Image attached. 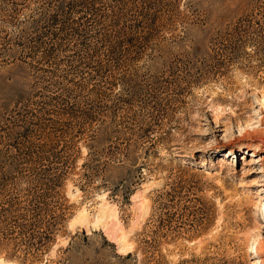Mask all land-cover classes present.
<instances>
[{"label": "rangeland", "instance_id": "obj_1", "mask_svg": "<svg viewBox=\"0 0 264 264\" xmlns=\"http://www.w3.org/2000/svg\"><path fill=\"white\" fill-rule=\"evenodd\" d=\"M86 1L0 0V264H264V0Z\"/></svg>", "mask_w": 264, "mask_h": 264}, {"label": "trees", "instance_id": "obj_2", "mask_svg": "<svg viewBox=\"0 0 264 264\" xmlns=\"http://www.w3.org/2000/svg\"><path fill=\"white\" fill-rule=\"evenodd\" d=\"M81 4L83 3H88L87 4V8L91 9L93 7L92 2H87L86 0H78ZM111 12H114V10H110ZM71 159L69 157V154H66L65 156H63L62 159L60 158H56V160L54 161V163L56 164L54 167H49V168H44L40 171L43 176H38L37 178H35V173H32V183L33 186H42V189L45 190L42 194L40 195H36L37 199H39L40 202H44L45 204L47 203L46 201H43L46 199V195H47V191H52V192H57V189L60 187L61 185V177L63 176V174L66 172V169L68 167H70V162ZM30 173L32 171V169L30 168V166H28L27 168ZM37 174H39L38 172H36ZM12 177L9 175H5L3 174L2 180L4 179H8L10 180ZM26 183L30 182V180H25ZM49 196V195H48Z\"/></svg>", "mask_w": 264, "mask_h": 264}, {"label": "bare ground", "instance_id": "obj_3", "mask_svg": "<svg viewBox=\"0 0 264 264\" xmlns=\"http://www.w3.org/2000/svg\"><path fill=\"white\" fill-rule=\"evenodd\" d=\"M103 210V208H101V211ZM84 210H80V214H82V212H83ZM104 211H105V208H104ZM83 213H85V212H83ZM100 213V212H99ZM102 213H105V212H102ZM85 215V214H84ZM103 215V214H102ZM78 216V215H77ZM82 217V216H81ZM86 217V216H85ZM84 217V218H85ZM101 217V216H100ZM80 218V217H79ZM72 219H74V218H72ZM71 219V220H72ZM97 219V218H96ZM119 231V230H118ZM122 231V230H121ZM254 250H255V252H257V253H255V254H253V256H259V254L264 250V248L263 249H261V250H259V249H257L256 247L254 248ZM256 262H253V264H255Z\"/></svg>", "mask_w": 264, "mask_h": 264}]
</instances>
